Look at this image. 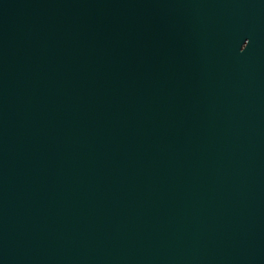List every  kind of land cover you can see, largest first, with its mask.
<instances>
[{
    "label": "water",
    "instance_id": "1",
    "mask_svg": "<svg viewBox=\"0 0 264 264\" xmlns=\"http://www.w3.org/2000/svg\"><path fill=\"white\" fill-rule=\"evenodd\" d=\"M0 264H264V0H0Z\"/></svg>",
    "mask_w": 264,
    "mask_h": 264
}]
</instances>
